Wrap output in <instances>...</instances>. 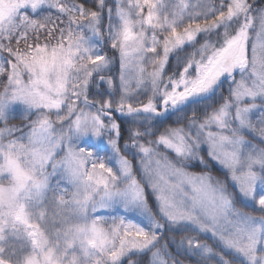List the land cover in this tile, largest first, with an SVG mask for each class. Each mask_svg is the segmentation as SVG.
<instances>
[{"label": "snow or ice", "instance_id": "snow-or-ice-1", "mask_svg": "<svg viewBox=\"0 0 264 264\" xmlns=\"http://www.w3.org/2000/svg\"><path fill=\"white\" fill-rule=\"evenodd\" d=\"M87 3L0 0V264H264V8Z\"/></svg>", "mask_w": 264, "mask_h": 264}, {"label": "trees", "instance_id": "trees-1", "mask_svg": "<svg viewBox=\"0 0 264 264\" xmlns=\"http://www.w3.org/2000/svg\"><path fill=\"white\" fill-rule=\"evenodd\" d=\"M249 1H252V0H249ZM259 1H262L264 3V0H259ZM86 6H91L90 0H88V3L86 4ZM105 52H107L109 55H113V52H112V50L110 48L105 49ZM115 55H116V53H115ZM170 63L174 66L175 65V60H171ZM116 66L117 65H115V69H116ZM227 86H228L227 84L224 85V89H225L224 94L225 95H227V91H226ZM103 87L106 88L107 86L104 85ZM94 91H95V89H94ZM113 115L118 119V122H119V120L121 119L120 118V114L119 113H113ZM161 119H162L163 123L160 125V131H163L164 128L168 127V126H173V127L176 126L175 123H174L176 118L174 116L169 117L167 119H165V118H161ZM26 120L27 119L25 117H19L18 119H15V118L14 119H9V125H11V124L14 125L16 123L19 126V125H22ZM0 126H2V125H0ZM206 161H207V167L206 168L203 165H200L198 163H194L192 166H190L188 168V170L196 171L198 173L204 172V171H208L213 176L218 177L221 180H226L227 181V177L225 175L224 170L219 168L217 165H214V164L210 163L207 159H206ZM228 183H230V181H228ZM148 195H149V206L152 207L153 209H155V200L153 199V197L150 194V192H149ZM114 214L124 215L125 213H123V211H120V212L114 213ZM256 214L259 215V212H257ZM127 216H128L129 219H134V220L138 221L137 218L133 217L129 213L127 214ZM191 234L194 235L195 233H191ZM173 235H175L176 240H179V238H180V234L179 233H170L167 230H164V236H163V239H162L161 243H164L165 240H168ZM170 247H171V250L173 252H175V245L172 244V245H170ZM134 259L139 260L141 262V264H149L150 263V254L137 255L136 257H134ZM186 264H188L187 261H186Z\"/></svg>", "mask_w": 264, "mask_h": 264}, {"label": "rangeland", "instance_id": "rangeland-1", "mask_svg": "<svg viewBox=\"0 0 264 264\" xmlns=\"http://www.w3.org/2000/svg\"><path fill=\"white\" fill-rule=\"evenodd\" d=\"M114 2V0H108V3H109V5H111L112 3ZM250 3H252L253 5H254V8H257V9H259V8H264V3L262 2V1H259V0H252V1H249ZM105 23H107V22H105ZM105 49H108V47H105L104 48V51H105ZM118 53H116V56H117V58H118ZM117 66H116V71L118 72V69H119V64H118V62H117V64H116ZM19 117H25V114L24 113H13L12 114V116L10 117V119H18ZM32 119H35V117H32ZM28 120H26L22 125H17L16 123L13 125V124H11V125H9L10 127H23V126H25V125H27L28 124ZM19 133H17V135H18ZM161 151H164L163 149H161ZM205 159H207L210 163H212V164H214V165H217L219 168H221L214 160H211V159H209V158H207V156L205 155ZM223 170V169H222ZM188 171H190V172H193V173H198V172H196V171H191V170H188ZM151 194V193H150ZM152 195V194H151ZM154 199V198H153ZM122 211V210H121ZM103 214H105V215H107L108 213L107 212H105V213H103ZM128 214V213H127ZM129 214H131L133 217H135V218H137L138 219V221H139V217L135 214V213H129ZM137 221V222H138ZM150 264V263H149Z\"/></svg>", "mask_w": 264, "mask_h": 264}]
</instances>
